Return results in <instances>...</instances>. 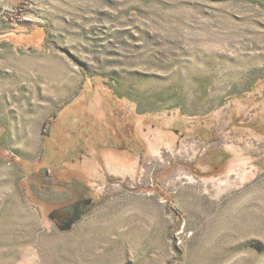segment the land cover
<instances>
[{
	"label": "rangeland",
	"instance_id": "obj_1",
	"mask_svg": "<svg viewBox=\"0 0 264 264\" xmlns=\"http://www.w3.org/2000/svg\"><path fill=\"white\" fill-rule=\"evenodd\" d=\"M255 1L0 0V264H264Z\"/></svg>",
	"mask_w": 264,
	"mask_h": 264
},
{
	"label": "flooded vegetation",
	"instance_id": "obj_2",
	"mask_svg": "<svg viewBox=\"0 0 264 264\" xmlns=\"http://www.w3.org/2000/svg\"><path fill=\"white\" fill-rule=\"evenodd\" d=\"M60 186L68 190V192L70 193V198L66 202L61 203L58 207L50 211V214L52 213V216L50 215V217L56 224L60 225L63 222L68 221L69 218L73 215L68 211L57 212V210L66 207L73 202L81 201V209L87 211L86 214L82 216V218H84L88 213H90L91 210L96 206L97 197L95 196V190L87 186L86 184L82 182L77 183L72 180H68L66 181V183L60 184ZM84 200H90V202L88 204H85Z\"/></svg>",
	"mask_w": 264,
	"mask_h": 264
},
{
	"label": "trees",
	"instance_id": "obj_3",
	"mask_svg": "<svg viewBox=\"0 0 264 264\" xmlns=\"http://www.w3.org/2000/svg\"><path fill=\"white\" fill-rule=\"evenodd\" d=\"M256 3H258V4H260V5H264V2L263 1H255ZM17 8H18V10L20 11V10H33L34 11V9L32 8V7H29V5L26 3V2H19V4H18V6H17ZM27 23V22H26ZM85 74V76H86V79L87 78H90V79H92V78H94V76H92V75H90V74H88L87 72L86 73H84ZM99 78V77H98ZM100 80H102L103 81V79L100 77L99 78ZM103 83L104 84H106V86H108L109 88H110V90H111V92H112V94L114 95V96H116V97H118V98H123V97H121L120 95H118L115 91H114V89H113V83L110 81V79L109 78H107L105 81H103ZM83 88H84V86H83ZM86 91H88V87L86 88H84ZM57 116H58V114L57 113H55L53 116H52V118H50L49 120H48V123H47V126H46V135H48V136H51L52 135V132L51 131H48V128H50L49 126L51 125V124H53L54 123V120L57 118ZM127 123H128V120H126L125 121V125H127ZM117 136L120 138L121 137V135L120 134H117ZM124 147H125V145H124ZM145 151V149H144V147H143V149H142V151L140 152V157H142V154H143V152ZM227 156H229V155H227V153L226 152H224V151H221V150H218V151H215V152H212L211 153V156L209 157V158H211V160L208 162L209 163V165H215V167H218V166H221V165H223V164H225L227 161H228V159H229V157H227ZM141 160H142V158H141ZM216 169V168H215ZM71 180H73V178L71 179ZM74 181V180H73ZM75 182V181H74Z\"/></svg>",
	"mask_w": 264,
	"mask_h": 264
},
{
	"label": "water",
	"instance_id": "obj_4",
	"mask_svg": "<svg viewBox=\"0 0 264 264\" xmlns=\"http://www.w3.org/2000/svg\"><path fill=\"white\" fill-rule=\"evenodd\" d=\"M90 202V200H84V203L85 204H88ZM70 212L72 213L73 215L69 218L68 221L66 222H63L62 224L59 225V228L61 230H70L73 225L81 220L82 216L84 214H86L87 211H84L83 209H81V201H76V202H73L71 204H69L68 206L66 207H63L59 210H57V212ZM52 216V213L50 214Z\"/></svg>",
	"mask_w": 264,
	"mask_h": 264
}]
</instances>
